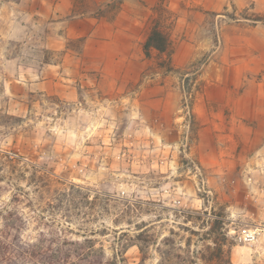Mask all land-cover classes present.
Returning <instances> with one entry per match:
<instances>
[{"label":"rangeland","instance_id":"rangeland-1","mask_svg":"<svg viewBox=\"0 0 264 264\" xmlns=\"http://www.w3.org/2000/svg\"><path fill=\"white\" fill-rule=\"evenodd\" d=\"M73 1L0 0V264H264V0L102 3L171 43L115 76Z\"/></svg>","mask_w":264,"mask_h":264},{"label":"crops","instance_id":"crops-1","mask_svg":"<svg viewBox=\"0 0 264 264\" xmlns=\"http://www.w3.org/2000/svg\"><path fill=\"white\" fill-rule=\"evenodd\" d=\"M95 1L90 3L91 7L87 3L77 4L73 1L70 11L81 12V15L68 19L66 21L68 24L64 27L63 34L60 36L62 40L78 38L85 40V50L91 49L96 53L94 55H100L103 59V67L100 69L102 76L110 74L115 76L116 69L114 67H126L131 62L134 64L136 58L143 57V44L150 33L146 31L149 29L146 26L147 18L143 14V10L139 9L138 5L140 2L137 3L138 5L133 2L124 5V10L118 13L114 19H109L107 15L102 14L101 10L100 12L98 11V7L102 3L111 0ZM143 1L148 4L150 0ZM151 2L154 5L155 0H151ZM142 5L147 7L143 3ZM96 11L99 13L95 15ZM180 19L181 17H179ZM182 44L187 45L188 41L183 40ZM190 46L191 44L189 43L188 48ZM182 52L184 60H189L194 49ZM180 53V49H177L176 55L178 56Z\"/></svg>","mask_w":264,"mask_h":264},{"label":"trees","instance_id":"trees-1","mask_svg":"<svg viewBox=\"0 0 264 264\" xmlns=\"http://www.w3.org/2000/svg\"><path fill=\"white\" fill-rule=\"evenodd\" d=\"M170 44L171 43L169 37L166 34V31L161 29L160 20L155 18L150 35L148 36V39L145 42L146 54L150 55V48H155L161 53L168 52ZM99 198V196L96 197V199Z\"/></svg>","mask_w":264,"mask_h":264},{"label":"built area","instance_id":"built-area-1","mask_svg":"<svg viewBox=\"0 0 264 264\" xmlns=\"http://www.w3.org/2000/svg\"><path fill=\"white\" fill-rule=\"evenodd\" d=\"M16 154H11V157L13 158ZM260 228L252 229V228H245L240 233V239L246 243H252L258 238V231Z\"/></svg>","mask_w":264,"mask_h":264}]
</instances>
